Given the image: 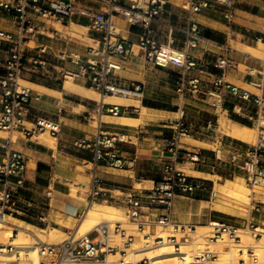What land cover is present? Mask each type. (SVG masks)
<instances>
[{
    "label": "built area",
    "instance_id": "1",
    "mask_svg": "<svg viewBox=\"0 0 264 264\" xmlns=\"http://www.w3.org/2000/svg\"><path fill=\"white\" fill-rule=\"evenodd\" d=\"M107 9L95 14L91 23V30L96 34L95 44L89 46L86 55L70 51L67 47L57 56L61 61L69 60L77 67L75 69H63L65 79L72 78L89 84L100 92L101 95H121L142 97L144 90L141 82L128 80L121 77L117 71L122 68L120 58H127L132 48L126 46L124 39L115 30L113 16L120 14L132 25L143 29L139 38V45L143 50L146 60L157 66L170 67L178 71L176 90L185 93L188 88L197 91L204 96L212 98L211 104L217 108H223L228 95L239 102L246 101L257 109V115L261 117L264 112V91L255 94L250 90L224 81L223 75L216 77L203 89L201 80L191 77V70L197 65V61L189 54L186 48L174 47L171 43L164 44L158 38L154 22L161 20L167 12V0H105ZM227 6L226 17L232 18L234 14L235 0H218ZM184 8L190 14L201 11L210 5L209 0H183ZM0 6L15 12L18 31L10 32L0 30V47L7 44L6 56L0 64V130L10 135L21 131L26 135L49 131L57 136L61 131L58 120L34 114L32 100L35 96L33 88L22 84L24 74L29 62L28 44L30 38L36 34L33 14L40 18H69L77 9L73 0H0ZM190 28L185 30L188 35L187 46L195 47L200 39L199 24L191 18ZM257 42L264 43V34L255 36ZM40 53L33 57L35 63L44 64L48 54V47H39ZM225 53L216 56L214 66L223 71L234 66V59L225 49ZM264 59V58H263ZM262 86V82L258 84ZM38 96V94L36 95ZM130 106L114 103H102L100 113L110 112L120 115ZM241 113L242 109L237 108ZM187 111L182 108L181 116L174 122V132L165 137L167 148L173 153L170 160L166 161L162 168V176L156 180L150 188L138 187L134 190L114 191L104 184L97 166H89L90 182L86 193V206L84 210L78 206L75 208V216H82L86 208L96 202L116 203L127 209L128 221L114 220L96 226L88 233L71 234L60 242H48L37 240L34 244L40 255V264H97L106 260L111 253H120V264H151L148 257H142L137 261H126L124 256L129 254L135 243L136 234L127 225L135 226L134 230L144 233L146 239L153 238L158 244L164 237L156 235L155 228L159 225L172 226L174 231L187 232L196 227L194 222L183 224L174 220V206L176 197L180 194H194L198 190L212 195L215 191L212 181L197 178L188 174L182 167L177 166L179 161L197 163L204 160L201 149L190 147L182 148V138L194 137L199 131L187 122ZM248 116L253 119L250 112ZM28 124H32L29 126ZM209 129H215L212 121L208 122ZM126 137L112 133L98 124L95 134L91 137L83 136L74 140V147L87 150L91 153L92 162L98 164L105 161L116 167H124L127 159L119 155L118 143ZM14 139L8 137L5 157L0 161V235L1 224L6 217L19 214L20 195L27 188L28 157L17 148L13 147ZM214 161L212 169L220 176L224 174H242L250 188L264 185V142L259 139L255 144L246 147H237L227 144L221 136L214 139ZM52 190L47 192L52 195ZM260 204L253 203V210L259 211ZM67 213V211H65ZM44 218V216H42ZM209 239L211 241L224 240L225 238L241 242L243 235L251 230L255 238H260L263 233L258 230V225L251 219L243 225L229 223L224 220H211ZM132 229V230H133ZM19 231L13 227V233ZM97 235L91 237L90 234ZM119 236V241L114 237ZM0 240V252H7L13 248V240ZM174 245L179 244L178 237L173 234L168 237ZM254 261L257 257L252 248L248 249ZM22 259L27 255L21 256ZM216 255L212 251H205L197 257V264H208ZM16 256L10 262H20ZM112 264V263H110ZM225 264H231L230 262ZM239 264H247L245 258L239 260Z\"/></svg>",
    "mask_w": 264,
    "mask_h": 264
},
{
    "label": "crops",
    "instance_id": "2",
    "mask_svg": "<svg viewBox=\"0 0 264 264\" xmlns=\"http://www.w3.org/2000/svg\"><path fill=\"white\" fill-rule=\"evenodd\" d=\"M73 1L77 9L69 18H40L33 14L36 34L28 42L30 45L28 49L29 62L23 77V79L45 88L42 90L44 88L34 86L33 112L38 116H45L60 122V133L57 136L51 134L56 141L51 145L46 141H40L39 133L28 136L21 131L17 132L16 139L13 138L14 133L7 137L0 135V161L5 157L6 145L10 136L14 139L13 147L22 150L28 157V190L24 189L22 192L31 194V191L38 192L39 187H45L48 190L55 185L60 187L57 190L54 189L58 195L64 193L63 186L58 183L64 184L68 179L75 177L78 173L77 166H82L86 162L89 164H85L88 167L83 174L90 177L89 166H97L104 184L114 191L134 190L138 188L137 184L139 183L141 188L152 187L156 180L162 176L165 162L173 156V153L167 148L164 138L170 136L174 122L181 116L182 108L187 111L188 121L201 124L198 128L203 136L195 137L199 143L193 145L181 140L180 146L201 149L204 160L197 163L179 161L177 166L182 168L189 166V172L183 169L191 176L212 181L207 175L217 174L212 169L214 147L207 144L214 145L217 133L206 126L207 120L210 118L209 121H219L221 114H224V110H226L230 120L245 124L237 119L240 117H231L232 108L238 111L237 108L240 107L242 115L249 117L250 112L257 113V109H250L256 106L246 101L232 103L230 101V104L226 103L225 107L217 108L211 104L212 98H204L201 93L192 90V88H188L185 93L178 92L176 90L178 71L148 62L139 45L143 29L130 24L120 14H115L113 22L120 27L118 34L124 39L126 46L132 48L130 56L125 59L120 58L123 66L117 73L128 80L141 82L144 93L142 97L136 98H139L141 103L150 109L167 113L171 120H166L169 121L168 123L158 124L162 128L151 130L150 125L156 123V119L151 117L145 118L146 120L144 119L139 125L124 123L120 120L122 115L141 117V110L138 106L127 105L130 108L120 115L106 111L100 113L99 108L102 103L113 102H103L91 98L88 100L89 98L66 91L64 81L67 79H64L62 70L75 69L77 66L69 60L61 61L56 55L66 47L70 51L82 55L87 54L89 46L96 43V34L91 30L93 16L106 10L107 3L105 0ZM209 1V6L190 14L184 8L183 0H167V12L161 20L153 24L159 40L188 50L189 54L197 61L190 76L199 78L203 89L210 87L209 83L212 80L223 75L224 81L236 84L255 94H259L258 90L261 93L264 91V59L245 51L243 46L259 47L255 36L264 34V0H235L232 18L226 17L227 6L225 4L218 0ZM190 15L199 24L200 39L195 47L187 46L188 35L185 30L190 28ZM15 20L13 10L0 6V30L17 32ZM75 25L87 28V34L75 36L74 34L81 30ZM42 46L48 47V54L45 55L47 62L44 64L35 63L32 56L39 54V47ZM226 48H229L227 54L234 59V66L223 71L215 67L214 62L216 56L226 52ZM261 49L264 50V43ZM6 51L7 44H4L0 47V64L6 56ZM80 82L84 83L81 80ZM260 82L263 87L258 85ZM37 94L38 96H36ZM228 97L232 96L228 95ZM80 105L83 108L76 111ZM170 107L177 109H169ZM1 109L0 102V111ZM134 111H137L138 114H134ZM94 112L99 116V124L103 129L126 136L123 141L118 143L119 155L127 159V164L124 167L112 166L105 161L95 164L92 162L89 151L74 147L75 139L83 136L91 137L95 134L97 126L93 125ZM175 113H178L179 116H172ZM157 120L164 121L165 119ZM221 137L227 144L237 147H246L251 144L233 136L221 135ZM43 172L48 173L46 179L41 178ZM209 196L202 190H198L194 194L178 195L174 206V220L183 224L191 222L196 224L208 219H223V216L220 215L221 211L206 209L204 203L209 201ZM260 206L259 211L253 210L250 219L256 225L264 228V204H260ZM195 212L201 213L200 216H191Z\"/></svg>",
    "mask_w": 264,
    "mask_h": 264
},
{
    "label": "rangeland",
    "instance_id": "3",
    "mask_svg": "<svg viewBox=\"0 0 264 264\" xmlns=\"http://www.w3.org/2000/svg\"><path fill=\"white\" fill-rule=\"evenodd\" d=\"M121 17L125 19V17L123 15H121ZM117 26H118V28H115V30L117 32H119L120 31V27H119V25H117ZM83 33L87 34V28H84V30H80L78 33H75L74 35L75 36H81V34H83ZM161 42L164 43V44H167V43H165L163 41H161ZM259 43H262V42H259ZM262 48H263V46H262ZM258 56L264 58V50H262V53L260 52V54ZM68 79L73 80L75 83H78V84L84 85L86 87L92 88L89 84H84V83L80 82V80H74L72 78H68ZM22 84L25 85V86H29L31 88H35L32 84L26 83L24 81L22 82ZM93 89H95V88H93ZM257 92L260 93L259 90ZM204 98H209V97L208 96H204ZM88 100H90V98ZM97 100H101V99H97ZM77 101H79V100L77 99ZM230 101H231V103L232 102H239L236 98L227 96L226 103L230 104ZM82 108H83V106L80 105L79 107L76 108V111H80ZM169 109H177V108L176 107H170ZM250 109L254 110V109H256V107L250 108ZM224 112H225L224 114H221V117H220L219 121L210 120V121H212V125L214 126L213 128H215V129H212V130H214L217 133L216 137H217V135H220V136L221 135H225L226 137L231 136V135L227 134L226 127L228 125H236V124L240 125L241 124V123L234 122V121L230 120L228 118V116H227V111L224 110ZM251 113L254 115L253 119H250L249 117H246V116L242 115V113H239L238 111H235L232 108V111H231V115L232 116L231 117H233V118L240 117L242 119L249 120L251 122V126L255 128V131H256V133L258 135V137L256 138L257 139L256 143L259 141V139H261V141L264 142V124H263L264 112L261 115V117H259L254 112H251ZM134 114L137 115L138 112L134 111ZM151 114H152L151 118L156 119V121H155L156 123H154V125H150V127H152L151 130L160 129L162 127L158 126V124L168 123L171 120V117L167 113L164 114V113H161V112H159L157 110H152ZM162 115H163V117H162ZM172 116L178 117L179 114L175 113ZM157 119H165V120L162 121V120H157ZM209 119L207 120L206 126L208 125ZM92 120H93V125L95 127L98 126V124H99V116L97 114H95V112L93 113V119ZM120 120L122 121V119H120ZM166 120H169V121H166ZM186 120H187V122L192 124V126H194L195 129L197 131H199V132L194 137H187V136L183 137L182 141L187 143V144H191V145H193L195 143H199V142H197L195 140V137L203 136V134H201V132H200V129L198 128L199 125H201V124H197V122H193V121H188L189 119H187V118H186ZM141 122L142 121H139L137 123H128V124L139 125V123H141ZM167 128L169 129L170 127H167ZM172 130L173 131L170 133V136L174 132L173 128H172ZM43 132L44 131H41L39 133V137H38L39 140L44 141V139H46L45 137H47V136L48 137H52L49 131H45V133L42 134ZM165 134H166V132H165ZM0 135H3V136L7 137L9 135V133L6 132V131L2 132V130H0ZM17 136H18V133L14 132V137L13 138L16 139ZM156 136H158V135H156ZM230 138H232V137H230ZM52 139H53V137H52ZM53 141L55 142L56 139H54ZM248 143L255 144L254 141L253 142H248ZM207 145L210 146V147H214V145H209V144H207ZM85 164L88 165L89 163L86 162ZM85 164L82 165V166H77L78 173L76 174L75 177L68 179L66 181V183H64V184L62 182L58 183V184L63 186L62 189H64V193H60L59 195H57V192L54 191V189L57 190L60 187L59 186H55V185L51 189L53 191L51 196L47 195V192L50 189L47 190L45 187H39L38 188V192L31 191V194H28V193H25V192L23 193L21 191L20 201H19L20 212H19V214H15L14 216H16L18 218H21V219H24V220H26L28 222H31V223H33V224H35L37 226L49 227L50 229L53 228V227L57 228L60 231L59 234H60V236L62 238L59 239V240H56V242H60V241H63L64 239H67L71 234H76V228H77V225H78L77 223H79L81 221V220H79L80 218L82 219L84 217L85 212L83 213V217L82 216H75V215L72 216V215L66 214L64 209L66 208V206L69 203L70 204L74 203V204L79 205L81 210H84V208L86 206V193H87V190H88L90 177H86L83 174V173H85V169L88 167V166H85ZM183 168L189 172V168H190L189 166H185ZM47 174H48L47 172H43V174H42L43 177H41V178L42 179H46L47 176H48ZM207 177L212 180L215 191H214V193L212 195L209 196V198H208L209 201L205 202L204 204L206 206V209H208V210L210 208L211 209H216L217 205H220V204L223 205L224 208H223V210L221 211V214H220L221 216H223V219H221V220H224V221H227V222L233 223V224L243 225V224H245L247 222L248 219L252 218V215H253V203L254 202H258L259 204H264L263 203L264 202V185L256 186L254 189H252V188H250V186H248V184L246 182V179L244 178V176L242 174H237V175L224 174L222 176H220L218 174H214V175H210L209 174V175H207ZM233 182H234L235 185H239V186L244 185V187L247 189V193L249 194V198H248L249 200H248V202L246 204H244V206H243V204L242 205L236 204L234 202V200H232L231 198L224 199V198H220L219 197V192H218L219 185L220 184H231ZM75 185H77V186H75ZM137 186L141 187L140 184H137ZM73 187H75V188L77 187L75 189L76 195L77 196L81 195L82 198L80 196L79 197H76V196L71 197V196H69V192H71V190L74 192V188ZM25 190H28V189L26 188ZM216 190H217V192H216ZM217 202H220V203H217ZM96 203L114 204V205L119 206L120 210L122 212V216L121 217H117L115 220L128 221L129 217H128L127 209L124 206H121V205L116 204V203H104V202H96ZM42 216H44V218H42ZM122 217H123V219H122ZM119 218H121V219H119ZM211 220H213V219H208L206 221H203V222H200V223H196V227L195 228L198 229L199 225L209 224ZM127 226L129 228H131V231H133L136 234L135 243H137V241H138V245L141 243L140 245H143V246H149V245L153 246L154 245V247H156L157 244L156 243L154 244V242H153V238L154 237H152L151 239H147L148 242H146V238L144 236V233L149 231V229H147L144 233H142V232H138L137 230H134L133 228H135V226L132 225V224H129ZM195 228H193L192 231L188 230L187 232H182V231H174V228L172 226L165 227V226L159 225V226H157L155 228L154 232H156L155 234H161L162 232L166 233L165 236H170V235L175 234L178 237V239H179V244L174 245V246H176L178 248L179 246H181V242L183 240L191 239L195 235L194 234L195 233L194 232ZM210 230H209V232H206L205 235H203L204 236L203 243L201 244V246H199V249H197V251H195L197 256H200L201 254H203L207 250L214 252L216 257L218 255L220 256V254H221L220 253V249L221 248H229V246L232 243H235V241L229 240L227 238H225L221 242L219 241L218 243H216L215 241H211L209 239V237H208L209 233H210ZM259 231H261V230H259ZM246 234L250 235V237L253 236L252 231L249 230L243 235L242 241L245 239ZM77 235L79 236L80 233L77 234ZM96 235H97L96 232H92L90 234L91 237H94ZM115 238L118 241L120 240L119 236L118 237L116 236ZM181 238H182V240H180ZM252 238L249 240L250 242L248 241L249 245H247L248 247H247V249H245V252L244 253H241V252L238 253V258H237V261L235 263H234V260H232L231 258L230 259L229 258L228 259H224L221 262H223V264L228 263V262H230L232 264H239V260L241 258H245V259L247 258L246 259L247 264H251V262L254 261V260H253L252 257H250V255L247 252L249 248L253 249L254 254L257 257V261L256 262H260L261 261V257H260V254H259V251H258L256 245L260 244L258 241H259V239H261V237L260 238H255L254 237L253 240H252ZM4 239H6V240H4ZM4 239L2 238L0 240L8 241L10 239V237L4 238ZM49 242H53V240H49ZM54 242H55V240H54ZM171 243L174 244V242H171ZM130 252H131V250H130ZM142 257H145V254L143 256H141L140 258H142ZM196 261H197V259H196ZM9 263L10 264H20V262H9Z\"/></svg>",
    "mask_w": 264,
    "mask_h": 264
},
{
    "label": "bare ground",
    "instance_id": "4",
    "mask_svg": "<svg viewBox=\"0 0 264 264\" xmlns=\"http://www.w3.org/2000/svg\"><path fill=\"white\" fill-rule=\"evenodd\" d=\"M75 26H77V25H75ZM58 27H59V24H58ZM77 27L80 28L81 30H84V28H85L82 26H77ZM115 28H118V26L115 25ZM259 44L260 45L258 48L251 46V45H245L243 47H245V49H244L245 51L250 52L255 56H258L260 54V52L262 53V51H261L262 49L260 50V48L263 46L262 43H259ZM23 81L26 83L32 84L33 86H36L38 88H44V87L36 85L32 82H29L25 79H23L22 82ZM64 82H65L64 88L66 91L72 92V93L74 92V93L81 95L83 97H86V98L101 99L103 102H113L114 104L133 105V106L140 107L141 117L134 118V117H128V116L122 115V116H120V119H122V122H124V123H137L139 121H143L147 117L150 118L152 115L151 112L153 109H150L145 104H142L141 100L139 98H136L133 96H121V95H113V94L103 96V95H100L99 91L93 89V87L90 88V87H86L84 85L75 83L71 79L67 78V80H65ZM42 90H45V88ZM162 117H163V115H162ZM263 124H264V120H263ZM226 130H227V134L234 136L236 138H239L245 142H253L254 141L256 143V141H257L256 138L258 137V135L255 131V128L252 127L251 125H248V124L228 125L226 127ZM44 133H45V131L42 134H44ZM123 136H125V135H123ZM45 138L46 139H44V141L49 142V144L51 143V145L54 144V141H53L54 138L52 139V137H48V136ZM198 173H200V172H198ZM75 186H77V185H75ZM73 188H74V192L71 190V192H69V196H71V197H74V196L79 197L80 196L82 198L81 195H79V196L76 195L75 189L77 187L76 188L73 187ZM216 192H217V190H216ZM218 192H219L220 198H224V199L231 198L238 205L243 204V206H244V204H246L249 200L248 199L249 194L247 193V189L244 187V185H241V186L235 185L234 182L231 184H220L218 187ZM217 203H220V202H217ZM76 207H78L77 204H74V203L70 204L69 203L64 210L67 211L66 214L72 215V214H74ZM223 208H224L223 205L220 204V205H217L216 210L222 211ZM200 214L201 213H199V212H195V213H192L191 216H197L198 217V216H200ZM121 216H122V212L120 210V207L117 205L94 203L93 205L88 207V209L85 211L84 217L82 215L83 218L79 219L81 221L79 223H77L78 225L76 228V234L80 233V235H81V234L88 233L91 230H93L96 226H98L99 224L107 223L109 221H114L117 217H121ZM119 219H121V218H119ZM122 219H123V217H122ZM14 226H17L19 229L17 234L13 233V227ZM211 226H212L211 223L205 224V225H199L198 229L195 228V230H194L195 235L191 239L183 240L181 242V246H179L178 248L176 246H174V244L169 241V239H168L169 236H165L166 233H163V232L161 234H156V235H159L161 237H164V240L162 242L158 243L156 245V247H154V245L153 246H151V245L143 246V245H140L141 243L138 245V241H137V243H134V245L132 246L131 252H129V254L124 256L125 257L124 259L126 261H129V260L137 261L138 259H140L141 256H143L145 254V256L151 260V264H197L196 259L198 256L196 255L195 251H197V249H199V246H201V244L203 243V238H204L203 235H205L206 232H209V230L212 228ZM1 228H2V230H1L0 239H2V238L4 239V238L13 236L11 238L13 240V248H12V250L7 251V252H0V264H10L9 262L11 260H13L14 258H16V256H17V258L19 257L21 259L20 264H40V255L38 253L37 247L34 245L36 243V241L37 240H41V241H47L48 240V242H49V240H53V242H54V240H55V242H56V240H59L62 238L59 234L60 231L55 227L50 229L49 227L37 226L31 222H28L24 219L18 218L16 216H13L10 214L6 217V221L3 224H1ZM258 230H261L263 232V235H264V228L263 227L258 226ZM252 237L253 236L250 237V235L246 234L245 239L242 242L232 243L229 246V248H221L220 249V253H221L220 256L218 255L216 258H213L209 262V264H223V262H221V261L224 259H228V258L229 259L231 258L232 260H234V263H235L237 261V258H238V253L239 252H241V253L245 252V249H247V247H248L247 245H249L248 241ZM253 238H252V240H253ZM4 240H6V239H4ZM180 240H182V238ZM219 241L221 242L222 240H215L216 243H218ZM146 242H148L147 239H146ZM258 242L260 244L256 245V246H257V249L259 251L261 261L260 262H256V261L251 262L250 261L251 264H264V236L261 237V239H259ZM248 254L251 257V253H248ZM23 255H27V257L25 259L24 258L22 259L21 256H23ZM119 257H121L119 252L118 253H111L108 255L106 260L100 261L97 264H110V263L120 264L118 262Z\"/></svg>",
    "mask_w": 264,
    "mask_h": 264
},
{
    "label": "trees",
    "instance_id": "5",
    "mask_svg": "<svg viewBox=\"0 0 264 264\" xmlns=\"http://www.w3.org/2000/svg\"><path fill=\"white\" fill-rule=\"evenodd\" d=\"M237 119H239L240 121L244 122L245 124L251 125V122H249V121H247V120L240 119V118H237Z\"/></svg>",
    "mask_w": 264,
    "mask_h": 264
}]
</instances>
